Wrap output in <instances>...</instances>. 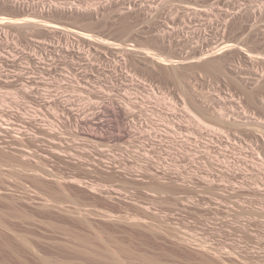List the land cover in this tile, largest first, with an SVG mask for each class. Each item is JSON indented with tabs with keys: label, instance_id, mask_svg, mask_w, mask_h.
<instances>
[{
	"label": "rangeland",
	"instance_id": "374dc122",
	"mask_svg": "<svg viewBox=\"0 0 264 264\" xmlns=\"http://www.w3.org/2000/svg\"><path fill=\"white\" fill-rule=\"evenodd\" d=\"M52 4L58 7L49 10ZM0 15L39 17L186 62L177 68L153 67L152 59L136 51L113 47L115 52L84 37L86 42L54 39L46 28L22 33L13 26L19 50L6 61L0 33V264H115L112 252L121 249L125 253L119 259L126 264H164L171 258L178 264H210L215 258L202 246L217 249L224 259L237 254V264H264V0H0ZM32 38L50 47L82 45L93 50L92 60L50 53L42 54L47 62L38 63L35 55L23 52L36 44ZM73 59L86 67L83 87L97 76L114 95L126 89L142 92L127 81L134 74L165 95L185 100L198 114L194 106H201L205 121L220 135L144 140L133 127L127 130L132 136L127 146L135 153L121 154L117 141L105 142L108 148L103 149H112L108 154L93 143L69 140L59 145L69 155L54 154L47 138H30L45 132L34 120L38 103L23 100L20 88L41 77L46 82L61 78L60 70ZM39 114L50 112L43 108ZM218 114L224 122L213 119ZM93 115L85 127L97 135L125 136L121 116L105 113L94 126ZM136 151L156 159L138 161ZM22 152L28 160L22 161ZM100 159L101 168L92 171ZM36 161L66 179L64 189L56 182L38 189L22 167ZM128 164L136 168L122 171ZM146 170L158 174L159 181ZM46 199L54 202L49 205Z\"/></svg>",
	"mask_w": 264,
	"mask_h": 264
},
{
	"label": "bare ground",
	"instance_id": "6f19581e",
	"mask_svg": "<svg viewBox=\"0 0 264 264\" xmlns=\"http://www.w3.org/2000/svg\"><path fill=\"white\" fill-rule=\"evenodd\" d=\"M55 6L58 7V4H52L48 9L51 10V7H55ZM0 21L5 22V23L0 22V26L4 25L5 27H8V29L17 31L15 28L11 27V26H13V27L18 28L19 30L21 29L20 31L22 33H27L32 28H46V29H49L47 31L52 35V37H54V39L63 37V38H67L68 40L74 38L78 41H82V40L85 41L84 40V38H85V39L92 40V42L96 41L97 43H100L103 46L104 45L110 46V47H112V51H115L116 50L115 48H117V50L119 49L120 51H122V53H123V51H124V53H127L128 50L129 51L131 50L133 52L136 51V53L137 52L140 53L144 59L145 58L146 59H148V58L152 59L153 60V62H152L153 67L157 66L158 64H164V65L168 64V66L174 65L177 68L178 66L186 64V62L183 60L172 59L171 57H170L171 59H168L169 57L167 58V56H166V58H165L161 54H157L153 51H150V49H146V48L139 49L133 45H132V47H130L127 44H126L127 45L126 46L125 44L120 45V43H112L110 41H103L99 38H96L93 35L81 33L79 31L73 30L71 28L64 27V25H59V24H56L53 22H49L46 19H40L39 17H34V16L33 17L32 16L16 17V16H9V15H0ZM32 40L39 41V40H36L33 38H32ZM40 43L43 44L44 41H42ZM113 47L115 50L113 49ZM101 48H102V46H101ZM109 51H111V48ZM112 51H111V54L113 53ZM23 52L24 53H30L32 55H36V57L39 58L41 60V62H47L48 60L46 61V58H44L42 54H49L50 55V53H52V54L54 53L55 55H58L60 57L68 56V55L72 56L74 54L75 56H78L79 58H81V56L84 55V57L87 60H92L91 55L93 53V50L91 51V49H86V47H84L82 45H79V47L68 46V45H66V47H60V46L50 47V46H46V45H43V46L40 45V46H35V47L31 48L30 51H28L27 49H23ZM117 54H118V51H117ZM206 54H204V55L202 54V55L205 57ZM212 54H213V52H212ZM92 57H94V56H92ZM206 57H207V55H206ZM206 57H205V59H207ZM56 58L53 56V57H51V60L56 61ZM210 62H207V63H210ZM71 63H72V65L67 64L60 70V72H61L60 74L62 77L55 79V81L46 82L47 79H45L44 77H41V81H44V82L40 81L38 83H31L30 85L23 83L21 85V88H20V90H22L21 98L23 100L25 99V97H29L31 99H34L38 103L37 104L38 107L35 108L37 110V112H36L37 115H35L34 120L41 121L39 129L42 131H40L39 129L38 130L40 132H45V133H41V134L35 133L33 135V137H30V138L31 139L34 138L35 141H36V139H39L41 137L47 138L48 141L53 144V146L49 147V148H51V149H49V151L51 150L54 154H58L60 157L61 156L65 157V156L69 155L68 150L67 151L61 150L62 147L60 148V146H59L60 144L61 145L63 144L61 142H64V141L69 142V140H73V141H76L78 143L83 142L84 144H86V143L92 144L93 143L97 146V148L99 150L106 151L108 154L110 151L112 153V149H103L104 146L106 148V146L108 145L105 142L108 141L110 143H112V142L114 143L117 141L114 144V146L117 147L118 151L120 150L121 154H122V152L125 154H128L129 152L127 153V151H132V148L130 146L131 144H129V146H127L128 141H131L132 136L129 132H127V130L129 128L131 129L133 127L137 131H139L138 133L140 136L137 134L138 135L137 137L139 139H144V140L145 139L150 140L151 138L158 139V138L165 136L166 138H169V139H177L178 137H180L181 139H184V141H190V139L192 137L193 138L194 137L200 138V135H202L203 133H206L207 135H215V136L220 135V132H221L220 129H217V127H214V125L213 126L210 125L211 123L210 124L208 123L207 118H206L207 121H205L204 118L206 117V113L202 108H200L201 106H199V105L194 106L199 111V114H198L197 112H194L186 102H184L185 100H183V99L177 100L173 97H169L168 95H165L164 93H162L161 90H158L154 85L150 84L147 80L138 78L134 74L132 76H130V78L127 81L129 83H133L136 86H139L140 88H142L143 89L142 92H140L139 90L137 92H131L129 89H126L123 93L120 92V94L114 95V94H112L111 91L110 92L105 91V89L101 85L100 77H97L95 75L94 76L96 77V79L94 81H92V79H89V82H92L90 84V87L87 85H85L83 87L82 83L85 82V78H87V76L84 74V73H86V67H83L84 64L81 65V63L77 62L75 59L71 60ZM215 65H216V63H215ZM77 66H79V67H77ZM209 66L211 67V64ZM212 66H213V64H212ZM213 68L215 69V67H213ZM81 74L84 75V77H83L84 79L79 78V76ZM110 82L112 83V81H110ZM91 87H93V88L91 89ZM97 94H99L100 96H97ZM13 97L15 98V96H13ZM4 101L6 102L5 99H4ZM4 101H2L1 103L4 104ZM24 102H26V101H24ZM6 105H7V102H6L5 106ZM43 108H46L50 112V115L47 116V114H41L42 116L45 115L44 117H42L39 113L40 112L42 113ZM105 113H112L113 116H116V117L121 116L123 118V120H124L123 124L125 125L124 126L125 129L123 130V133L125 134V136L124 135L123 136H111L110 135V137H107V136H105V134L97 135L94 129L85 127L89 121L88 120L89 114L90 115L94 114L93 117L90 119V123L94 126H99L100 123H102V121L100 120V116H103V114H105ZM244 114H246V113L244 112ZM223 117H224L223 115L218 114V116H214L213 119L215 118L214 120H216V121L224 122ZM208 119H209V117H208ZM211 119H212V117H211ZM3 121H6V120H3ZM95 121H97V122H95ZM0 125L4 126L3 124H0ZM234 125L237 127L239 124H234ZM164 127H166L167 129H165ZM3 128L5 129V127H3ZM191 128H194V130L197 128L199 130V132H193L192 131L193 129H191ZM185 131H187V133H185ZM253 131L255 132L256 130H253ZM257 131H259V130H257ZM86 135H88V136H86ZM127 138H128V140H127ZM227 139L231 140V138L229 136H227ZM111 146H113V145H111ZM107 148H108V146H107ZM32 151H34V150H32ZM140 152L141 151H138V152L136 151L137 155H134V156L138 157V161H140L139 157L143 158V160H145V161L148 160L151 162L156 159L154 156H151L150 153L144 152V154L143 153L141 154ZM111 153H110V155H111ZM133 153H135V151ZM54 154H52V155H54ZM138 154H140V156ZM28 156L29 155H26L24 152L22 155V157L24 159H22V161L28 160L27 159ZM33 156H34V154H33ZM47 157L49 159L50 156H47ZM113 157H117V156L113 155ZM137 157L135 159L133 158V160L132 159L130 160V158H128V160H130V162H131V161L136 160ZM102 163H103L102 159L95 161L93 163L94 165L92 166L94 169L92 170V167L90 169L92 171L96 172L95 170L100 169ZM35 164H37V165H35ZM35 164L34 165L33 164L32 165L26 164V165H22V167L28 172L29 178L38 185V189L50 187L51 182H56V184L60 188L64 189L63 183L66 181V179L59 176V174L54 169L50 168L46 162H43V161L37 162L36 161ZM142 164H144V163H142ZM142 164H141V166H142ZM151 164H153V163H151ZM132 165L133 164H131V166ZM2 166L3 165H0V168H2ZM157 167H159V166H157ZM122 168H123L122 171H129V169L136 168V167L131 168V167H129V164H128ZM140 170H142V169H140ZM149 171L146 170L147 173ZM157 175L151 173V171L148 173V176H150L151 180L156 179ZM158 178H159V176H158ZM158 178L156 180H158ZM147 179H149V178H147ZM73 182L79 183L80 181L78 179L74 178ZM150 184H152V183H150ZM153 186H155V185H153ZM178 186H180V185H178ZM155 190H157V189H155ZM159 191L164 192L165 190L161 189ZM166 191H168V193L170 192L169 190H166ZM36 195L44 196L42 191H37ZM46 202L49 205H51L54 202V200L46 199ZM59 203L62 204V202H59ZM139 226L144 227L143 225H140V224H139ZM180 241L182 242L183 239ZM184 241H186V240H184ZM205 247L206 246L201 247L202 251L212 255L215 258V260H209L210 264H237V262L234 260V258H236L238 256L237 254H236L237 255L236 256L234 253H230L228 255L229 258L224 259L218 255L217 249L212 250L210 248H205ZM123 251L124 250L121 249L117 253L112 252V255L114 256L112 258H113V261L115 264H126L121 260L122 258L120 257V254L125 253ZM119 258H121V259H119ZM236 259H239V258H236ZM171 260H172L171 263L165 262L164 264H178V260H177V262H176V260H173L172 258H171ZM47 264H49V263H47Z\"/></svg>",
	"mask_w": 264,
	"mask_h": 264
},
{
	"label": "built area",
	"instance_id": "2783aa9c",
	"mask_svg": "<svg viewBox=\"0 0 264 264\" xmlns=\"http://www.w3.org/2000/svg\"><path fill=\"white\" fill-rule=\"evenodd\" d=\"M2 27H5L4 25H1ZM0 26V27H1ZM0 33L2 35V39L4 40L5 42V45L7 46V49L5 51L6 55L4 56L6 59V61H12V57H13V53L14 52H18L19 50V47H18V38L16 36H14V33H12L10 31V29H0ZM34 41V40H32ZM36 42V44H33L34 47L35 46H40V45H47V42L44 41V43H40L42 41H34ZM50 42H53V41H49L48 43L50 44ZM36 56V55H35ZM38 59V58H37ZM40 59H38V63H39Z\"/></svg>",
	"mask_w": 264,
	"mask_h": 264
}]
</instances>
